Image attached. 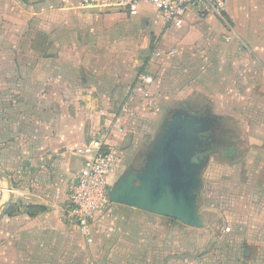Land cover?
<instances>
[{"label":"crops","instance_id":"0c3cea01","mask_svg":"<svg viewBox=\"0 0 264 264\" xmlns=\"http://www.w3.org/2000/svg\"><path fill=\"white\" fill-rule=\"evenodd\" d=\"M187 91L211 102L192 157L200 226L111 203L87 243L65 216L78 149L114 147L111 186L144 171L166 124L152 135L132 115L172 114ZM0 251L3 264H264V0L191 7L181 27L148 7L0 0Z\"/></svg>","mask_w":264,"mask_h":264},{"label":"water","instance_id":"95a60500","mask_svg":"<svg viewBox=\"0 0 264 264\" xmlns=\"http://www.w3.org/2000/svg\"><path fill=\"white\" fill-rule=\"evenodd\" d=\"M210 120L175 114L165 125L144 171L128 174L108 197L111 203L129 206L179 223L198 227L194 191L197 166L193 145L210 128Z\"/></svg>","mask_w":264,"mask_h":264},{"label":"built area","instance_id":"2783aa9c","mask_svg":"<svg viewBox=\"0 0 264 264\" xmlns=\"http://www.w3.org/2000/svg\"><path fill=\"white\" fill-rule=\"evenodd\" d=\"M231 0H80V7L100 12H122L136 16L142 7L156 11L168 26L181 27L188 11L196 8L202 14L220 16ZM78 153L83 166L76 180L69 186L66 219L85 238L92 240L90 226L96 217L111 204L108 192L110 174L116 163L114 147L102 138L90 139Z\"/></svg>","mask_w":264,"mask_h":264},{"label":"rangeland","instance_id":"374dc122","mask_svg":"<svg viewBox=\"0 0 264 264\" xmlns=\"http://www.w3.org/2000/svg\"><path fill=\"white\" fill-rule=\"evenodd\" d=\"M236 58H238L236 56ZM190 62H192V60H190ZM193 63V62H192ZM190 63V64H192ZM145 66L143 64H139L137 66V68L135 69V72H134V75H139V76H142V75H145L144 73V69ZM140 69H142L140 71ZM154 71L153 70V74H154ZM146 72V70H145ZM177 84V83H176ZM183 85V84H182ZM188 92V91H187ZM186 92V93H187ZM185 98H180L179 100H176L174 102V105H173V109H176V112L172 113V114H168V113H156L155 115L153 114H149L148 117L149 118H145L144 120V116L142 114H134L132 115V120H133V124L135 123H139L141 126H143V124H147V127L146 129H144L146 132L148 133H152V135H154L158 129H159V125L160 123L163 121L164 124H167L168 121L175 115V114H183V115H187V116H193V117H199V118H203V119H206V120H210V116L207 114H205V109L211 105V102H210V99L208 97H195L192 96V91L188 92L186 95ZM242 102V99L241 98H238V99H235V105L238 103V105H240ZM227 102L224 101V105L226 104ZM196 104L198 106H196ZM199 104H201L203 107H200ZM235 105H231V107H235ZM233 111H228V112H225L227 114H224V115H218V116H221V117H228L227 115H229V113H232ZM257 117V115H256ZM259 117V116H258ZM261 117V116H260ZM145 122V123H144ZM162 123V124H163ZM134 128H136V126H133ZM132 127V129L130 130V133H129V136L131 137H134L135 135H139L137 132H139L137 129L136 130H133L134 128ZM210 130H208L207 132L204 133V136L202 139H204V142H202L201 146L203 148L207 147L208 144H209V140H210ZM128 136V137H129ZM212 136H216V133H212ZM130 137V138H131ZM137 137V136H136ZM146 139H136V146L137 148L136 149H139V148H144L143 145H146L147 144V141H145ZM198 143L194 144L193 145V148L195 147H198L197 145ZM127 148L128 145L125 144L124 146H122V148ZM129 148H133L132 146H129ZM202 148V149H203ZM205 151V150H203ZM208 218L210 217H214L215 214H209L207 215ZM1 252V251H0ZM3 259L0 257V264H3ZM212 263V262H211ZM213 264V263H212Z\"/></svg>","mask_w":264,"mask_h":264}]
</instances>
